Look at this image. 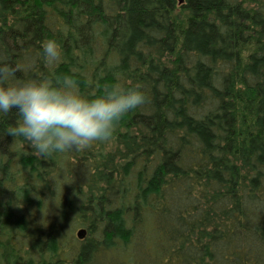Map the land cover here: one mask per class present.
Masks as SVG:
<instances>
[{
    "label": "trees",
    "instance_id": "1",
    "mask_svg": "<svg viewBox=\"0 0 264 264\" xmlns=\"http://www.w3.org/2000/svg\"><path fill=\"white\" fill-rule=\"evenodd\" d=\"M2 64L147 101L49 157L0 113V264H264V0H0Z\"/></svg>",
    "mask_w": 264,
    "mask_h": 264
},
{
    "label": "clouds",
    "instance_id": "2",
    "mask_svg": "<svg viewBox=\"0 0 264 264\" xmlns=\"http://www.w3.org/2000/svg\"><path fill=\"white\" fill-rule=\"evenodd\" d=\"M43 52L50 63L61 57L55 40H47ZM17 70L0 65V113L18 112L20 122L10 126L7 134L24 138L43 157L110 141L122 118L147 101L140 84L130 88L117 84L96 98L75 91L68 77L9 85Z\"/></svg>",
    "mask_w": 264,
    "mask_h": 264
}]
</instances>
